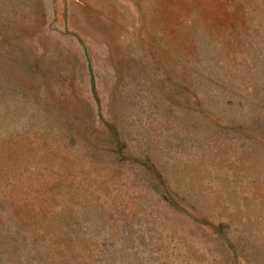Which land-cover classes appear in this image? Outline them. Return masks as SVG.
I'll return each instance as SVG.
<instances>
[{"label":"rangeland","instance_id":"1","mask_svg":"<svg viewBox=\"0 0 264 264\" xmlns=\"http://www.w3.org/2000/svg\"><path fill=\"white\" fill-rule=\"evenodd\" d=\"M0 264H264V0H0Z\"/></svg>","mask_w":264,"mask_h":264}]
</instances>
